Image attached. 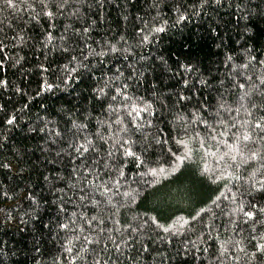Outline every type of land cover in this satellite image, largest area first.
<instances>
[{
	"label": "trees",
	"instance_id": "obj_1",
	"mask_svg": "<svg viewBox=\"0 0 264 264\" xmlns=\"http://www.w3.org/2000/svg\"><path fill=\"white\" fill-rule=\"evenodd\" d=\"M0 81V264H264V141L197 119L264 116V0H0Z\"/></svg>",
	"mask_w": 264,
	"mask_h": 264
},
{
	"label": "snow or ice",
	"instance_id": "obj_2",
	"mask_svg": "<svg viewBox=\"0 0 264 264\" xmlns=\"http://www.w3.org/2000/svg\"><path fill=\"white\" fill-rule=\"evenodd\" d=\"M9 5L13 4V0H7ZM46 15L51 16L52 13L48 12ZM181 19H184V17H181ZM158 32L164 31L163 28L156 29ZM51 39V37H49ZM146 39V38H145ZM113 51L115 49L113 48ZM0 84H6V81H0ZM49 87H51L49 85ZM241 87H243L241 85ZM223 107V106H222ZM255 107V106H253ZM135 111V109H133ZM247 116L249 119L245 120H236L229 126L222 118L220 119L219 123L213 127L212 125H209L207 121H204L202 118L197 117L198 120H200L201 123L204 124V126L209 129V138L210 143L209 146L214 145L217 148V152H208L207 149H205L207 155H213V156H219V161L223 162L225 165L224 171H227L228 168L235 165L237 168L240 166L241 163L246 162L247 160H255L258 157H260L259 151H250L249 145L255 144L256 141H264V116H261L259 118L252 117V113L250 111H247L245 109ZM237 116H239L240 109L236 110ZM136 115L139 116V112H136ZM15 117L12 119H9L7 121L8 124H12ZM217 129H220V131H217ZM235 129V131H233ZM199 138V134L197 133L196 137H193V139ZM127 141H124L123 144H126ZM205 139L200 138V144L202 148H205ZM123 144L121 146L123 147ZM220 148H223L224 151L221 153L219 150ZM80 149H83L84 152L88 151V148L84 147V145H80L79 148H77V151H80ZM112 153L109 152V156H111ZM126 156H135V153L131 151H125ZM138 159V157H137ZM179 160V157L177 158ZM164 169H159L158 171L156 169L151 170V175L153 177H156L159 173H163ZM91 170H87L85 172V175H90ZM231 176V173L229 174ZM254 175V174H253ZM235 179L239 180L240 177L236 176ZM256 184H259V188L257 190L264 191V180L261 181H254L252 186L256 187ZM108 189L105 188V192H107ZM235 199V197H234ZM240 210H242V205L240 206ZM261 211H264V209H261ZM244 215L251 219L253 216L252 212H245ZM75 214H73V217ZM96 218L93 217L92 220L87 221L88 226L90 227L92 224V221ZM195 219V217L193 218ZM102 223V221L100 222ZM184 223H187L185 221ZM75 224V220L73 219L71 223H62L60 224L61 229L68 230L71 228V231L76 232L79 231L80 235L76 236V239H83L86 244H94V243H100L99 240H96L95 238L91 237L90 235L84 234V227L83 225L79 226V228H74L72 225ZM169 229L165 228V231H168ZM111 239V237H110ZM114 248L117 252H120L122 247H126L127 241L123 242H116L115 240L112 241ZM239 242H237V245ZM105 248H107V244L104 245ZM86 250V249H85ZM259 250L264 251V244L259 245ZM68 252H71V247L67 248ZM240 252H243L244 250L241 248L239 249ZM225 253H227V248H223V251L221 255L223 256ZM232 259L239 260L240 257L237 255L235 257H232ZM73 260H75V257H73ZM96 264H102L101 260H97ZM103 264H107V261H104Z\"/></svg>",
	"mask_w": 264,
	"mask_h": 264
}]
</instances>
